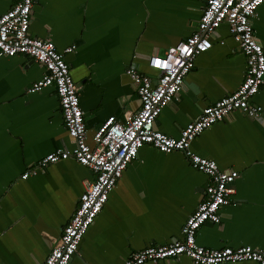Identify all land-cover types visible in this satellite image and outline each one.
<instances>
[{
	"label": "crops",
	"instance_id": "0c3cea01",
	"mask_svg": "<svg viewBox=\"0 0 264 264\" xmlns=\"http://www.w3.org/2000/svg\"><path fill=\"white\" fill-rule=\"evenodd\" d=\"M14 0H0V15ZM204 0H35L31 36L50 40L65 54L78 86L88 142L109 117L124 122L141 106L129 67L155 75L148 61L190 37ZM264 48V4L252 19ZM212 48L195 60L178 99L166 106L155 128L173 138L204 108L237 91L246 57L223 23ZM46 69L25 55L0 57V264H43L72 217L95 173L73 159L22 179L57 149H72L54 86L30 92ZM260 119L234 111L192 142L197 155L224 171L235 170L231 203L217 224L206 223L197 243L211 249L251 246L264 250V84L252 98ZM210 178L182 152L139 149L84 235L69 264H124L150 246L183 238L182 229L206 197ZM150 264V263H146ZM161 264H193L183 255ZM229 264H258L244 261Z\"/></svg>",
	"mask_w": 264,
	"mask_h": 264
},
{
	"label": "built area",
	"instance_id": "2783aa9c",
	"mask_svg": "<svg viewBox=\"0 0 264 264\" xmlns=\"http://www.w3.org/2000/svg\"><path fill=\"white\" fill-rule=\"evenodd\" d=\"M34 3L35 0H14L12 8L0 15V57L25 55L45 67L46 74L32 85L30 92H38L48 86L56 88L73 147L57 149L21 178L27 179L39 170L67 159L88 167L96 175L85 185L76 210L43 264H69L78 254L84 235L101 213L127 166L138 157L139 149L144 145L164 153L182 152L193 168L208 175L210 184L205 191L206 197L185 223L181 240L133 253L124 264H161L183 255L189 257L193 264L244 261L264 264L263 249L251 246L211 249L197 243V233L203 225L220 222L219 212L231 203L233 184L240 174L235 170H221L215 161L203 158L191 149L197 136L234 111H242L253 119H260L263 114V108L252 104L251 100L264 84V48L256 38L252 24L264 0H204L203 13L194 33L164 55L150 57L148 64L156 72L155 75L144 74L135 67L126 70V75L136 87L140 109L126 114L124 122L115 117L106 119L92 138L94 146L88 142L79 89L65 59V54L74 52L75 47L60 52L52 41L31 36L29 29ZM223 23L229 26L233 39L246 57L244 81L237 91L204 108L181 131L179 138L158 131L155 128L156 119L166 106L179 98L196 58L212 48L211 37ZM157 61L160 63L157 64Z\"/></svg>",
	"mask_w": 264,
	"mask_h": 264
},
{
	"label": "snow or ice",
	"instance_id": "6c2138e0",
	"mask_svg": "<svg viewBox=\"0 0 264 264\" xmlns=\"http://www.w3.org/2000/svg\"><path fill=\"white\" fill-rule=\"evenodd\" d=\"M156 63H157V64H159L160 62H159V61H157ZM232 175H235V173H232ZM229 178H231V177H229ZM212 206H213V207H215V205H214V204H213Z\"/></svg>",
	"mask_w": 264,
	"mask_h": 264
},
{
	"label": "water",
	"instance_id": "95a60500",
	"mask_svg": "<svg viewBox=\"0 0 264 264\" xmlns=\"http://www.w3.org/2000/svg\"><path fill=\"white\" fill-rule=\"evenodd\" d=\"M185 85V84H184ZM184 85H183V88H184Z\"/></svg>",
	"mask_w": 264,
	"mask_h": 264
}]
</instances>
